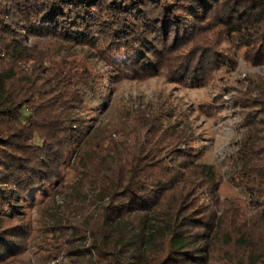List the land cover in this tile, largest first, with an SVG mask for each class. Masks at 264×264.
I'll use <instances>...</instances> for the list:
<instances>
[{
	"label": "trees",
	"instance_id": "1",
	"mask_svg": "<svg viewBox=\"0 0 264 264\" xmlns=\"http://www.w3.org/2000/svg\"><path fill=\"white\" fill-rule=\"evenodd\" d=\"M226 41L264 65V0H0V263L25 250L21 198L64 181L61 170L74 158L79 178L63 186L70 204L59 206L50 261L209 264L233 245L244 264H264V76L243 79L230 99L242 117L230 179L257 213L245 217L237 207L218 216L216 170L193 146L178 142L156 176L133 155L135 145L120 151L104 131L80 147L78 87L94 75L59 54L74 44L95 51L116 81L166 73L194 88L222 67L235 69L231 50L220 48ZM195 188L210 203L189 210Z\"/></svg>",
	"mask_w": 264,
	"mask_h": 264
},
{
	"label": "rangeland",
	"instance_id": "2",
	"mask_svg": "<svg viewBox=\"0 0 264 264\" xmlns=\"http://www.w3.org/2000/svg\"><path fill=\"white\" fill-rule=\"evenodd\" d=\"M39 41L36 37L28 38L31 45ZM220 48L231 50L235 69L222 67L212 73L204 86L194 88L169 81L166 73L141 80L132 79V74L128 73L127 78L116 81L112 77L113 71L97 59L95 51L74 44H64L59 54L69 60L82 61L94 75L95 81L88 87H78L84 106L77 111L80 130L76 136L82 149L104 131L120 151L124 149L123 144L135 145L133 155L139 161L145 158L143 163L147 164L149 174L156 176L161 174L159 165L172 160L174 146L178 142L193 146L200 155V162L211 164L216 170L219 185L215 208L220 203L217 215L220 216L223 210L233 211L238 207L245 217H250L257 213L256 209L230 179L233 171L231 155L237 150L239 124L242 122L240 113L230 107V99L243 79L264 76V65L248 62L244 56L245 46H231L226 41ZM225 89H230V92L225 93ZM210 106L219 108L220 112L211 113ZM146 146H149L147 149L152 148L150 153L144 152ZM67 164L61 170L64 181L51 184L44 191L37 188L21 198L19 216H26L29 224L25 250L0 264H56L61 260V256L53 262L49 258L50 253L55 252L53 248L59 239L54 224L60 217L59 206L70 204L68 189L63 186L75 184L79 178L74 169L77 166L74 158ZM165 168L169 169V165ZM177 194L179 192H174L171 196ZM187 199L189 210L210 203L205 188H195ZM73 211L81 213L78 206H74ZM65 254L62 253L63 256ZM240 254L241 250H235L231 245L227 252L217 254L219 259L209 264H244ZM65 260L66 264H86V259L84 261L81 256Z\"/></svg>",
	"mask_w": 264,
	"mask_h": 264
}]
</instances>
